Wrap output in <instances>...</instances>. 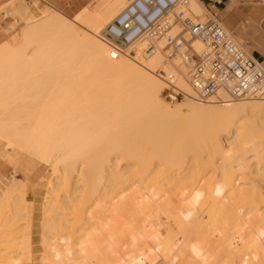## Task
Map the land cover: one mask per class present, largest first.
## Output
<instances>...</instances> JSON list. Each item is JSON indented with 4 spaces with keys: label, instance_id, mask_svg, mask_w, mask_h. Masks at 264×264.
Wrapping results in <instances>:
<instances>
[{
    "label": "bare ground",
    "instance_id": "obj_1",
    "mask_svg": "<svg viewBox=\"0 0 264 264\" xmlns=\"http://www.w3.org/2000/svg\"><path fill=\"white\" fill-rule=\"evenodd\" d=\"M19 1L27 22L0 43V139L53 176L37 204L16 167L0 171V264H264L255 184L264 173V95L234 103L220 91L217 102L171 105L157 70H180L178 84L192 95L186 64L171 66L161 49L144 61L141 47L117 55L100 38L125 0H96L79 14L93 34L39 0ZM203 10L191 1V14ZM197 116L214 120L218 134L179 137Z\"/></svg>",
    "mask_w": 264,
    "mask_h": 264
},
{
    "label": "built area",
    "instance_id": "obj_2",
    "mask_svg": "<svg viewBox=\"0 0 264 264\" xmlns=\"http://www.w3.org/2000/svg\"><path fill=\"white\" fill-rule=\"evenodd\" d=\"M192 0H131L102 30L100 38L117 55L141 58L161 49L170 65L188 66L193 94L178 84L180 70H157L164 98L176 103L187 97L208 102L222 91L232 101L264 95V62L256 60L213 15L191 14ZM200 42L198 50L194 43Z\"/></svg>",
    "mask_w": 264,
    "mask_h": 264
},
{
    "label": "rangeland",
    "instance_id": "obj_3",
    "mask_svg": "<svg viewBox=\"0 0 264 264\" xmlns=\"http://www.w3.org/2000/svg\"><path fill=\"white\" fill-rule=\"evenodd\" d=\"M10 1H12V0H0V22H1V25L4 27V28H7L8 26H13V31L10 33V34H8V32L7 31H5L6 29H2L1 31L2 32H0V43H2L4 40H6V39H8V40H12V37H13V35L16 33V32H18L17 30H19V29H21L22 27H23V25H25V23L27 22L26 20V22L24 21V18H25V16H26V14H24L26 11H25V9L23 10L22 9V7L20 6V1L19 0H13L14 1V3H13V5H11L12 3L10 2ZM96 2V0H93V2L92 3H90V4H88L87 6H85L84 8H83V10H81L80 12H78L77 14H75V15H67V14H65V13H62V12H60V11H58V10H56L55 8H53V7H51L49 4H47V3H45L43 0H39V1H37V3H39V5L40 6H42V7H44L45 9H47L48 11H53V9L54 10H56V11H58L59 13H61V14H63V15H65V16H67L68 18H70V19H72V20H77L76 22H78V24H79V22L80 21H78V16H79V14L82 12V15H84L83 14V12L84 11H86V12H88L87 11V8H88V10H90L91 9V6L92 5H94L95 4V2ZM126 2H125V5H124V8L126 7V5L128 4V2H130L131 0H125ZM128 1V2H127ZM200 4H202L199 0H197ZM6 2V3H5ZM127 3V4H126ZM18 4V5H17ZM20 6V7H19ZM4 7V8H3ZM19 7V8H18ZM93 7V6H92ZM202 7H203V11L201 12V15L199 16V18L200 19H206V16L207 15H212L208 10H206L205 8H204V6L202 5ZM13 8V9H12ZM18 10H17V9ZM21 8V9H20ZM124 8H122L121 10H123ZM7 9H8V11H7ZM10 9H11V11H10ZM5 12H4V11ZM2 11V12H1ZM17 11V12H16ZM19 11V12H18ZM22 11V12H21ZM7 13L8 12V14L6 15L5 14V16H4V13ZM15 12V13H14ZM21 12V13H20ZM85 12V13H86ZM120 12V11H119ZM119 12H117L112 18H111V20L112 19H114V17L116 16V15H118V13ZM12 13V14H11ZM14 14H15V16H14ZM82 15H80L79 17H81ZM22 17H24L23 19H21ZM26 19V18H25ZM23 20V22H21ZM79 20H81V19H79ZM110 20V21H111ZM109 21V22H110ZM25 22V23H24ZM109 22H107L106 23V25L105 26H107L108 25V23ZM24 23V24H23ZM23 24V25H22ZM81 24H82V22L79 24V25H77V27H83L84 28V30L85 29H87V27L85 28L84 26H85V24L83 23V25L81 26ZM12 28V27H11ZM80 28V30H83V29H81ZM89 29H87V31L89 30V32H91L92 34H93V30H91V27H88ZM105 28V27H104ZM83 30V31H84ZM82 32V31H81ZM85 32H86V30H85ZM88 32V33H89ZM102 32V31H101ZM84 33V32H83ZM33 51H31L30 53H32ZM141 60H143L144 61V59L142 58ZM167 61V60H166ZM167 63H169L170 64V62L169 61H167ZM157 73H156V70H155V75H156ZM157 77H158V75H156ZM163 83V82H162ZM164 87H165V84L163 83V89H162V91H161V96H162V98L166 101V102H168V103H170L169 101H167L165 98H164V96H163V90H164ZM188 100V98H185V99H183V100H180V101H178V102H176V104L177 103H179V102H185V101H187ZM214 101H216L217 102V100L216 99H213ZM213 100H211L212 102H214ZM246 100V99H245ZM245 100H239L238 102L237 101H232V100H230V101H232V102H234V103H240V102H243V101H245ZM197 102H199L198 100H196ZM209 102V101H208ZM208 102H199V103H202V104H207ZM212 102H209V103H212ZM171 105H175V103H170ZM212 114V113H211ZM215 114L213 113V116H214ZM217 115V114H216ZM219 115V114H218ZM199 116H201V115H199ZM199 116H197V118H195V117H192V119H194V123H195V125H194V123L192 122V119H190L191 120V122L190 121H188V122H186V123H188V125L185 127V125H184V127H182V129L180 128V126L178 125V127L177 128H180L179 130H177V131H179L180 133H179V137H181L183 134H185V135H183V137L182 138H185V136L186 137H188L190 134H191V138H192V134H194L195 135V133L197 132V130H198V132L196 133L197 135V137L199 136V138L201 137H203V135H204V138H205V136H208V134H211V133H214L213 131H215V133L214 134H216L217 132H218V130L216 131V130H212V128L213 129H215L213 126H215V124H211V123H214V122H211V121H214V120H206V119H202V117L201 118H199ZM208 116V115H207ZM206 116V117H207ZM212 116V117H213ZM220 116V115H219ZM191 117V116H190ZM211 116H210V114H209V118H210ZM212 117H211V119H212ZM216 117V116H215ZM205 118V117H204ZM217 118H219V117H217ZM203 120V122H202V120ZM215 119V118H214ZM221 119V118H220ZM207 121L206 122V124H203L204 123V121ZM216 120V119H215ZM219 120V119H218ZM220 121V120H219ZM210 122V123H209ZM180 123H182V122H180ZM191 123H193L192 125H193V127L191 126ZM197 123V124H196ZM215 123H216V121H215ZM221 123V122H220ZM184 124H185V121H184ZM203 124V125H202ZM209 124V125H208ZM211 124V125H210ZM217 124V123H216ZM219 124V123H218ZM181 125V124H180ZM219 125H221V124H219ZM182 126H183V124H182ZM194 126H195V128L196 129H194ZM198 126V127H197ZM206 126V127H205ZM210 126V127H209ZM217 126V125H216ZM174 127V129H177V128H175V125L173 126ZM202 127H204V129L202 128ZM208 127V128H207ZM192 128H193V130H192ZM173 129V132H176V133H178L177 131H175ZM203 129V130H202ZM208 129V130H207ZM195 130V131H194ZM200 130V131H199ZM210 130H212V131H210ZM206 131V132H205ZM193 132V133H192ZM181 133H182V135H181ZM208 133V134H207ZM201 134H203V135H201ZM218 134V133H217ZM220 134V133H219ZM188 135V136H187ZM195 136H193V138H194ZM210 136H208L205 140H207L208 138H209ZM189 138V137H188ZM192 138V139H193ZM222 141V140H221ZM231 141V143H234L235 141H237V137L236 138H233V139H231L230 140ZM8 145L6 144V142L4 141V140H2V139H0V159H1V163H0V166L2 165V167H3V169H4V172H5V174L6 175H8V176H10V175H12V173H13V170H14V168L16 167V170H17V176L18 177H20V178H25L26 179V177H27V180H29V181H31L32 182V184L31 185H28V194H27V200H34V201H37V204L39 203V202H43V201H45L46 200V198L45 197H47V192H48V190L50 191V188H49V181H50V179H51V177L53 176V173L51 172V170H50V166L48 165V164H45V163H42V162H40V161H36L35 159H31L30 157H28V156H26L24 153H22L19 149L17 150V149H14L13 151H12V149H10V147L8 146ZM8 148V149H7ZM17 150V151H16ZM225 150H233V148H231V147H229V148H225ZM10 154V156H11V158H7L6 156H5V154ZM12 154V155H11ZM210 156L211 155H209L208 153H205L204 154V156H200V159L204 162V161H206V162H208L207 160H209V158H210ZM2 157V158H1ZM5 158V159H4ZM18 158V159H17ZM187 160H186V162H185V165L183 166V168L184 167H186V166H188L189 164H190V160H189V158H186ZM217 162H216V165H223L224 164V159H223V157H222V155H218L217 156ZM3 161V162H2ZM239 161L240 160H237L236 162L237 163H239ZM189 162V163H188ZM21 163V164H20ZM38 163H41V164H38ZM38 165V166H37ZM11 166V167H10ZM213 167V165L212 164H206V165H204V169L206 168V170H207V172H206V174L208 173V171H210L209 169H211V168H209V167ZM37 167V168H36ZM48 168V169H47ZM9 169V170H8ZM25 169H28V170H25ZM221 169H223L224 170V168H221ZM37 171V173L36 174H38V175H36V174H34V175H32L33 173H35ZM42 173V174H41ZM205 173V172H204ZM19 174V175H18ZM264 175V173H261V174H259V176L256 178V180H255V184H256V190L258 191V193L260 194L258 197H257V201H259V202H261V205H263V206H261V207H263L264 208V177H261V176H263ZM31 175H32V179L33 180H30V177H31ZM23 176V177H22ZM25 176V177H24ZM29 177V178H28ZM208 177V176H207ZM212 181H216L217 179H215L213 176H212ZM37 179V180H36ZM211 179V178H210ZM243 180V179H242ZM241 180V181H242ZM220 181V179L219 180H217V182H219ZM47 188H48V190H47ZM46 190H47V192H46ZM47 193V194H46ZM262 208V209H263ZM186 216V218L188 219V220H190L191 219V217L189 216V215H185ZM19 233V232H18ZM40 236H41V230L40 229H36V231H35V235H34V237L36 238V240L38 241L39 239H40ZM252 256L251 255H249V258H251ZM37 264H40L38 261H37Z\"/></svg>",
    "mask_w": 264,
    "mask_h": 264
},
{
    "label": "crops",
    "instance_id": "obj_4",
    "mask_svg": "<svg viewBox=\"0 0 264 264\" xmlns=\"http://www.w3.org/2000/svg\"><path fill=\"white\" fill-rule=\"evenodd\" d=\"M43 1L67 15H75L93 2V0ZM199 1L240 43L242 42L241 44L256 60L264 62V0ZM2 29L6 28L0 22V32ZM0 171L5 173L1 166ZM36 173L37 171L32 175ZM32 175L30 180H33Z\"/></svg>",
    "mask_w": 264,
    "mask_h": 264
}]
</instances>
